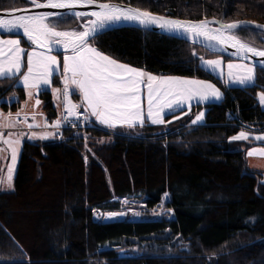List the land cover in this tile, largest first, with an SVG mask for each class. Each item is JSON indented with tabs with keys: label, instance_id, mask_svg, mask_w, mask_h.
Returning a JSON list of instances; mask_svg holds the SVG:
<instances>
[{
	"label": "trees",
	"instance_id": "obj_1",
	"mask_svg": "<svg viewBox=\"0 0 264 264\" xmlns=\"http://www.w3.org/2000/svg\"><path fill=\"white\" fill-rule=\"evenodd\" d=\"M97 1L179 19L264 24V0ZM27 5L0 0V10ZM62 17L51 18L59 31L80 30L85 22ZM234 36L264 49L260 31L243 28ZM89 44L144 73L210 82L222 99L174 112L163 124L145 120L109 130L91 122L61 131L53 142H23L13 190L0 193V264H264V174L246 166L247 151L259 144L230 142L243 129L264 132V109L256 98L264 92V69L254 68L251 86L229 87L199 62L233 60L180 40L123 28ZM18 77L0 78L3 111L18 110L26 98ZM60 77H52L53 88L60 87ZM51 96L48 90L38 94L46 113ZM202 108L204 124L197 126L192 121ZM136 196L146 211L140 219H93L95 212L119 211V200ZM160 206V218H151L148 213ZM106 245L111 248L102 249Z\"/></svg>",
	"mask_w": 264,
	"mask_h": 264
},
{
	"label": "snow or ice",
	"instance_id": "obj_2",
	"mask_svg": "<svg viewBox=\"0 0 264 264\" xmlns=\"http://www.w3.org/2000/svg\"><path fill=\"white\" fill-rule=\"evenodd\" d=\"M28 8L13 9L6 14H0V31L12 33L22 29L24 36L33 44L42 47L45 51H29L27 55V72L23 75L24 87L39 88L41 84L48 85L50 77L58 70V57L52 55L54 46H62L65 55L63 56V76L64 84V108L68 116H78V105L69 101V85H74L83 98L86 105L84 111L91 110V115L95 116L100 124L109 128L119 126L134 127L141 126L145 122L142 109V88L147 89V120L152 125L163 124L165 109L171 110L174 106L179 107L184 101L197 99L200 102L214 98L219 100L221 93L211 83L197 79H185L177 77L157 78L151 74H146L141 70L132 68L126 64L117 62L109 56L101 53L97 48L90 46L89 41L100 34L110 23L115 22H136L142 27L155 25L162 30L169 32L183 31L191 36L195 42L203 38L202 43L211 48L212 43L220 46L221 51L224 46L235 49L236 55L247 58V54L253 57H264V50H257L245 43L240 42L235 36L226 34L234 30L245 27L243 24L229 23L222 24L213 29L209 27L207 20L199 22H185L176 19L153 16L148 12L133 9L131 7L121 8L111 3H97V0H27ZM96 5L98 10L82 12L75 10L81 6ZM39 9L68 10L69 18L85 17L87 23L82 31H59L51 26L47 21L50 18L63 19L60 12H38ZM24 13V14H19ZM4 15L14 18H4ZM94 18V19H92ZM252 30L259 29V26H248ZM5 46L7 51H5ZM70 53V54H69ZM23 49L17 39H0V76L13 74V69L18 73L22 66ZM195 55V54H194ZM204 67L212 71L222 72V61L220 59L204 60L200 58ZM7 65V67H5ZM244 65H227L228 75L232 76V70L243 68ZM247 75L239 78L240 84H245L254 79L253 69H247ZM147 77L145 82L144 78ZM58 93L59 90H56ZM31 95V93H29ZM259 103L264 106V92L258 94ZM37 100L36 104L39 105ZM11 115V114H9ZM204 113H200L192 121L193 124L201 121ZM19 118V113H17ZM34 119V118H33ZM27 118L25 117V122ZM9 121L4 124L5 128L15 127V123ZM61 121H56L53 127L59 129ZM47 127V125H45ZM29 128L39 127V125L29 124ZM14 135L9 132L8 137ZM23 135V133H19ZM36 135L35 133L33 134ZM51 133L39 136L46 139ZM248 135L241 131L239 134L230 137L231 141L247 140ZM257 140L264 137L257 136ZM0 140L11 149V159L16 160V147L20 141L6 138L0 133ZM264 155V150L260 152ZM249 156L253 151L248 152ZM9 165L8 172H12ZM11 180V175L8 177ZM167 195V194H165ZM123 213L109 212V218H116Z\"/></svg>",
	"mask_w": 264,
	"mask_h": 264
},
{
	"label": "crops",
	"instance_id": "obj_3",
	"mask_svg": "<svg viewBox=\"0 0 264 264\" xmlns=\"http://www.w3.org/2000/svg\"><path fill=\"white\" fill-rule=\"evenodd\" d=\"M0 39H5V40H7V39H17V40H19L18 38H14V37H0ZM20 47L23 49V54H22V66H21L19 72L17 73L16 70L13 69V74H6L5 76H0V78H4V77H10V76H13V75H17V74L19 75L18 81H17V85L22 87L25 90V95H26L25 100L20 104V109L24 113H31L33 115V118H34L32 123H27L25 121H22V122H19V123H15V127H13V128H5V127H3V125L8 123L9 121H12V122H16L17 121L15 116H13V115L18 113L19 110L11 111V110L8 109L6 111H3V110L0 109V133H2L3 136L6 137V138H11L13 140H17L18 139L20 141L18 144L15 145V147H16V160L13 162L12 159H11V155H12L11 154V149L9 148L8 145L3 144L2 140H0V156H1V153L3 154V156H6V161H7V163L9 165L12 166L13 170H16V165H17L18 159L20 157V153H21V148H22L23 142H26V141L30 142L29 141V140H31L30 138L35 139L37 137V135H41V133H49L50 132V133H54V135L58 136L56 128L53 127L54 123L50 127L46 128L45 130L41 129V127H40V125H41V116L43 115L46 118L53 119L55 121H59L60 112L61 111H65V108H64L65 101L63 100V103L61 102V100H62L61 94H58L59 95L58 96V101H55L53 99V97L51 96V108L52 109L48 113H46L44 111V105H45L44 101L40 100L39 97H38V94L41 91H43V90L50 91L51 95H52V91H53L54 88L51 86V79H52V77L54 75L59 74L60 72H61V77H60L61 86L64 87V84L62 83V81L64 79V76H63V56L65 54H63L62 57H60V58L58 57V62H59L58 63V70L53 76L50 77V83L48 85L41 84L39 86V88L29 87V88L26 89L24 87V82H23V75L27 72V55H26V53L29 52V51H37V52H41V51L37 50V49H32V48L25 47V46L22 45L21 41H20ZM5 51H7V47L6 46H5ZM209 59H220L222 61V65H221L222 72L219 69L216 70V71H212L211 69H208V68L204 67L201 60L199 62V65L203 69H205L206 71H208L209 73L214 75L217 79H219L220 81H223L224 83H225V80H223V79H226V72L228 71L227 65L229 63L244 65L243 68L233 69V70H236L237 72L240 73V75L238 74V76L236 78L237 80H239V78L244 77V76H246L248 74L247 73V69L248 68H252L253 69L252 75L254 77V68L252 66H250V65H247V64H244V63H241V62H237V61H227V60H224V59L218 58V57L217 58H205L204 60H209ZM5 67H7V65H5ZM146 74H148V73H146ZM153 76H155V75H153ZM156 77L157 78H167V77H172V76H164V77L163 76H156ZM177 78H179V77H177ZM185 79H187V78H185ZM144 80L146 82V80H147L146 76H145ZM253 80L252 81H248L245 84H250L251 82L253 84ZM208 83H210V82H208ZM244 86L245 85H237V86H232V87H244ZM215 88L218 89L217 87H215ZM58 89L60 90L62 88L59 87ZM69 89L71 90L70 92H72L71 93V101L70 102L73 103V104H76L77 101H79L80 103H83V98H82V96H81V94L79 92V89H77L74 85H69ZM74 91L78 92L79 94H75ZM219 92L221 93V98L219 100H216L214 98H210L209 100L200 102L197 99H193L192 101H184L179 107L174 106L173 109H171V110L165 109L166 114L163 116V119L166 116H168V115H170V114H172L174 112H177V111H180V110H189L191 108V106H194V105H205V104H208V103H217V102H219L222 99V92L220 90H219ZM29 93H31V95H29ZM141 96H142L141 104H142V109H143V115H144L145 120H147V106H148V104H147V89L146 88H142ZM11 100H13V99H11ZM37 100L40 101L39 105L36 104ZM85 107H86V105H84V103H83V107L82 108H80L78 106L77 112L80 111V110H84ZM86 113H87V115H88V117L90 119V122H93L94 124H96V125H98L100 127L108 128L109 130H113V128H109L106 125L100 124L99 121L96 120L95 116L91 115V110L90 109ZM7 114H11V115L10 116H6ZM70 118L73 119V118H75V116H71ZM147 121H149V120H147ZM29 124L39 125V127L29 128L28 127ZM138 125H140V124H136L134 127H136ZM134 127L119 126V125L117 126V128H123V129H131V128H134ZM241 131H244L247 135H253V134L258 133V132H249V131L244 130V129L241 130ZM9 132L13 133L14 135H12L11 137H8ZM19 133H23V135L21 136V135H19ZM34 133L36 134L35 136L33 135ZM252 143H257V144H259V146L249 149L247 151V153H246V156L249 157L248 152L250 150L253 151V155L252 156H264V155L260 154V152L262 150H264V146H262L263 143H260V142H257V141L256 142H252ZM246 166H247V160H246ZM260 173L264 174V172H260ZM5 193H8V192H5Z\"/></svg>",
	"mask_w": 264,
	"mask_h": 264
},
{
	"label": "water",
	"instance_id": "obj_4",
	"mask_svg": "<svg viewBox=\"0 0 264 264\" xmlns=\"http://www.w3.org/2000/svg\"><path fill=\"white\" fill-rule=\"evenodd\" d=\"M25 1L27 2V0H25ZM41 2H43V1H41ZM97 3H111V4H114V5H117V6L121 7V8L131 7L133 9H139L137 7H134V6H131V5L125 4V3L101 2V1H97ZM28 7H29V4L27 6H24V7L13 8V9H24V8H28ZM13 9L0 10V14H6L8 12H11ZM75 10L82 11V12H90V11L98 10V8L96 7V5H92V6H81V7H78L77 9H75ZM139 10L140 11H144V12H148V13H150L153 16L164 17V18H168V19H176V20L185 21V22H199V21H203V20L179 19V18L169 17V16H166V15H160V14L152 13V12L145 11V10H142V9H139ZM36 11H38V12H60L62 14V16H70V13L68 12V10L39 9V10H36ZM19 14H24V13H19ZM4 18H14V17L4 15ZM74 18H76V17H74ZM81 18L85 19V23L84 24H86L88 18H85V17H81ZM92 19H94V18H92ZM206 20L209 21V22H212V21L216 22V23H210L209 24V27H211L213 29L219 27L222 24H229V23H222V22L218 21L215 18H210V19H206ZM231 23L243 24V25H245V27H243V28H247V29H250L248 26H259V29H257V31H260V32L264 33V24L257 23V22L252 21V20H241V21L231 22ZM123 28L139 29V30H142V31L152 32V33H155V34H158V35H162V36H165V37H170V38L185 42V43H187L189 45H192V46H195V47H199V48L205 50L208 53L216 54V55H219V56H222V57H225V58H229V59H231L233 61H237V62H241V63L247 64V65H250L253 68L264 69V57H253L249 53V54H247V58H242L241 56L234 54L235 53V49L230 47V46H224V49L221 51L220 46L216 45L215 42H213L212 43V47L209 48V47L205 46V43H202V41H203L202 37L194 42L193 39L191 38V36L188 35V34H185L183 31H180V32H169V31L162 30L160 27L155 26V25H151V26H148V27H142L136 22H124V21L115 22V23L108 24L105 27V29H103L101 31V33L98 34V35H101L103 33H106V32H109V31H113V30L123 29ZM243 28H239V29H243ZM82 30H84V27L82 28ZM4 35L17 37V38H22V39H25V40L29 41L27 39V37L24 36V33H23L22 29H18L16 31L12 32V33H6V32H3V31H0V36H4ZM98 35H96L95 37H97ZM90 40H92V39H90ZM240 42H242V41H240ZM242 43H244V42H242ZM31 45H32V47L34 49H37V50H40V51H45L42 47H38L37 45H33L32 43H31ZM248 46H250V45H248ZM250 47H253V46H250ZM253 48H256V47H253ZM256 49L257 50H264V49H260V48H256ZM51 54H53V55H63L65 53H64V50H63L62 46L56 45V46H54V50H53V52ZM109 221H116V220L115 219H112V220L110 219L107 222H109Z\"/></svg>",
	"mask_w": 264,
	"mask_h": 264
},
{
	"label": "rangeland",
	"instance_id": "obj_5",
	"mask_svg": "<svg viewBox=\"0 0 264 264\" xmlns=\"http://www.w3.org/2000/svg\"><path fill=\"white\" fill-rule=\"evenodd\" d=\"M47 22L51 26H54V24H55L51 20V18ZM84 23L85 22L80 24V30H67V31H81L82 28L84 27ZM227 34H230V35L234 36V31L231 32V33H227ZM228 71L226 72V79L222 78L223 80H225V84L227 86L232 87V86H237V85H245L244 87H247V86H251L252 85V82L250 84H240L238 82V80L236 79L238 74L240 75V73L237 72L236 70H232L233 74H232V76H229L228 75ZM221 82H223V81H221ZM63 89H64V87H62L61 90H63ZM56 90H59V89H55V88L53 89L52 97H53V99L55 101H58V96H59L58 94H60V90H59L58 93L56 92ZM70 91L71 90L69 89V97H68L69 101H71V93H72ZM74 93L75 94H79L78 92H75V91H74ZM258 94H257V97H256L257 98V103L260 105V107L262 109H264V106H262L259 103ZM62 98L64 100V96ZM76 104L80 108L83 107V103H80L79 101H77ZM204 111L205 110L203 108L200 109L194 115L193 120L200 113H205ZM203 124H204V115H203L201 121L197 122L195 125L202 126ZM240 132L241 131H239V133ZM42 134H45V133H41V135ZM39 136L40 135H37V137L35 139L30 138L31 140H29V141L30 142L46 143V142H53V141L58 139L57 135H54V133H51V135H48V137L46 139H40ZM257 136L264 137V132L256 133V134H253V135H248L249 139H247V140H239V141H231V142L234 143V144H237L240 147H244L245 145L250 144L252 142H256V141L264 144V139L257 140L256 139ZM246 160H247V168L249 170L252 169L254 171L264 172V156H249V157H246ZM8 167H9V164L6 161V156H3V154L1 153V156H0V193H3V192L5 193V192H9V191L11 192L13 190V180H14V177H15V174H16V170H12V172L9 173L8 172ZM9 175H11V180L8 179ZM113 200H115V199H113ZM119 202H120L121 209L119 211H116L115 213H123V215L118 216L116 218H109L107 216V213H109V212H98L97 211V212L94 213L93 219L95 221H102V222L104 220V217H105V220H109V219H111V220L115 219L117 221H123V220H127V219H129V220H138V219H140L142 217L143 213L146 212L145 209H144V205L142 203V199H140L137 196L136 197L124 198V199L119 200ZM160 210H161V206L151 210L148 214H150L152 216L151 218H160ZM28 232H29V230H28ZM109 248H111V247L109 245H106L102 249H109ZM134 253L135 252L127 254V253H124V252H119L118 255L120 257H133L135 255ZM137 255H139V254H137Z\"/></svg>",
	"mask_w": 264,
	"mask_h": 264
},
{
	"label": "built area",
	"instance_id": "obj_6",
	"mask_svg": "<svg viewBox=\"0 0 264 264\" xmlns=\"http://www.w3.org/2000/svg\"><path fill=\"white\" fill-rule=\"evenodd\" d=\"M61 94L63 95V90L61 91ZM11 99H6L3 100V103H8ZM61 102L63 103V100H61ZM19 118H17V113L14 114L13 116H15L16 120L19 119L20 122L25 121V117L27 118V123H32L33 122V115L31 113H24L23 111H21V109L19 108ZM79 115L75 116V118L71 119L66 111H61L59 114V121H61L60 123V127L59 129L56 128L57 134L59 135L61 133V131L63 130H78V129H84L86 127L90 126V119L87 115V113L84 110H80L78 111ZM6 116H10L9 114H7ZM54 122H56L53 119H49L46 118L45 116H41V129L45 130L46 128L50 127ZM47 125V127L45 126ZM107 220H104L103 222H105Z\"/></svg>",
	"mask_w": 264,
	"mask_h": 264
},
{
	"label": "bare ground",
	"instance_id": "obj_7",
	"mask_svg": "<svg viewBox=\"0 0 264 264\" xmlns=\"http://www.w3.org/2000/svg\"><path fill=\"white\" fill-rule=\"evenodd\" d=\"M132 221V220H131Z\"/></svg>",
	"mask_w": 264,
	"mask_h": 264
}]
</instances>
